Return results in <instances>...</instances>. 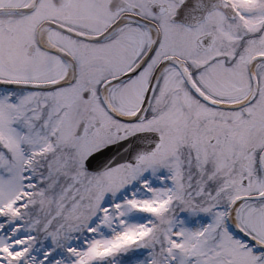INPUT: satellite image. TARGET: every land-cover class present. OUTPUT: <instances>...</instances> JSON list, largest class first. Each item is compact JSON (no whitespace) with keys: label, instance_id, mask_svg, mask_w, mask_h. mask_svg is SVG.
<instances>
[{"label":"snow or ice","instance_id":"6c2138e0","mask_svg":"<svg viewBox=\"0 0 264 264\" xmlns=\"http://www.w3.org/2000/svg\"><path fill=\"white\" fill-rule=\"evenodd\" d=\"M0 264H264V0H0Z\"/></svg>","mask_w":264,"mask_h":264}]
</instances>
